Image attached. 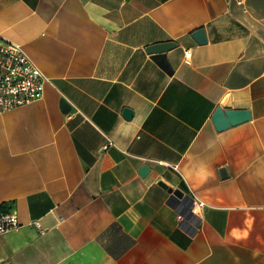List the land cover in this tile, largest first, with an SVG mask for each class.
Masks as SVG:
<instances>
[{"label": "crops", "instance_id": "0c3cea01", "mask_svg": "<svg viewBox=\"0 0 264 264\" xmlns=\"http://www.w3.org/2000/svg\"><path fill=\"white\" fill-rule=\"evenodd\" d=\"M237 1L0 0L47 78L0 114V264H264V0ZM227 95L251 118L218 132Z\"/></svg>", "mask_w": 264, "mask_h": 264}, {"label": "built area", "instance_id": "2783aa9c", "mask_svg": "<svg viewBox=\"0 0 264 264\" xmlns=\"http://www.w3.org/2000/svg\"><path fill=\"white\" fill-rule=\"evenodd\" d=\"M238 4L241 0L237 1ZM183 61L189 63L190 51L185 50ZM47 78L29 58L20 45L0 36V114L29 102L38 100L43 95ZM192 212L196 215L203 202L194 201ZM182 220V217L179 216ZM20 221L11 210L0 208V234L17 228ZM32 225L41 230L37 221Z\"/></svg>", "mask_w": 264, "mask_h": 264}, {"label": "water", "instance_id": "95a60500", "mask_svg": "<svg viewBox=\"0 0 264 264\" xmlns=\"http://www.w3.org/2000/svg\"><path fill=\"white\" fill-rule=\"evenodd\" d=\"M192 37L197 44H204L206 42L203 29H198L193 32ZM174 47H176V43L169 41L150 45L146 48V51L151 54L152 59L157 62L168 74H171L173 69L169 61L167 60L166 53ZM60 106L63 111L69 110V106L63 99L60 100ZM132 113L133 112L129 108L123 109V116L127 119L132 116ZM250 118L251 114L249 110L233 109L231 106V98L229 95H227L220 103V105L214 110L211 116V121L214 125L215 130L221 132L232 126L246 122L250 120ZM147 171L148 168L146 166H143L140 169V174L144 175ZM158 184L165 188L167 192L171 194L170 199L180 201L186 199V196L180 190L172 189L161 181ZM190 208L191 206H189L188 210H190ZM183 218V222L189 221L187 215H184Z\"/></svg>", "mask_w": 264, "mask_h": 264}, {"label": "trees", "instance_id": "16d2710c", "mask_svg": "<svg viewBox=\"0 0 264 264\" xmlns=\"http://www.w3.org/2000/svg\"><path fill=\"white\" fill-rule=\"evenodd\" d=\"M1 208V207H0Z\"/></svg>", "mask_w": 264, "mask_h": 264}]
</instances>
